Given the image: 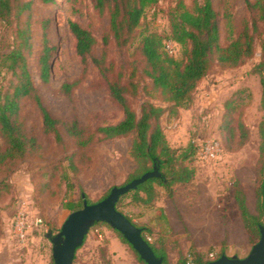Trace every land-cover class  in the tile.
Wrapping results in <instances>:
<instances>
[{
  "label": "rangeland",
  "instance_id": "1",
  "mask_svg": "<svg viewBox=\"0 0 264 264\" xmlns=\"http://www.w3.org/2000/svg\"><path fill=\"white\" fill-rule=\"evenodd\" d=\"M177 1L157 0L146 7L142 26L167 35L168 13ZM183 1L187 6L192 4V0ZM212 4L219 18L220 43L226 44L238 35L245 20L250 21L249 7L246 0H212ZM25 17L31 25V49L27 53L30 77L42 103L57 119L59 138L44 129L34 99L22 97L18 119L30 141L26 155L6 163L0 171L5 186L0 196V264H53L50 237L59 231L70 211L63 202L78 199L82 193L91 202L97 201L113 185L130 179L136 166L129 153L130 135L99 138L86 148L91 155L88 160L79 162L78 156L73 155L77 169L67 159L81 149L67 130L72 120L89 133L97 125L122 118V109L108 91V81L116 79L135 83L134 87H127V97L137 114L142 102L165 107L159 121L171 146L195 144V151L188 157L195 169L194 177L187 183H175L172 197L156 185L155 207L143 208L126 196L118 208L137 225H147L151 231L146 233L154 241L163 237V224L154 216L158 206L164 207L172 224L166 239L170 261L177 258L178 252L188 253L192 244L205 258H213L221 249L228 255L247 254L252 243L246 240L234 192L238 188L244 191L248 206L255 209L261 165L258 123L264 111L259 76L252 72V67L260 58L264 20L258 22L254 31L250 56L235 66L213 59L190 99L171 112L169 102L144 74V60L135 48L136 43L121 44L113 37L107 9L98 11L92 0H33L22 20ZM69 19L90 29L96 38L84 61L74 51ZM44 20L53 45L47 81L40 78L38 65ZM12 29L13 24L0 20V53L13 43ZM184 53V46L175 43L169 54L180 58ZM12 78L10 73L0 74V84L6 85ZM63 82L71 83L69 91L61 89ZM239 121L246 131L243 142L237 127ZM4 146L0 134V150ZM20 210L27 213L30 223L23 239L13 231ZM32 217L41 222L32 224ZM72 264L145 263L114 229L99 222L89 228Z\"/></svg>",
  "mask_w": 264,
  "mask_h": 264
},
{
  "label": "trees",
  "instance_id": "2",
  "mask_svg": "<svg viewBox=\"0 0 264 264\" xmlns=\"http://www.w3.org/2000/svg\"><path fill=\"white\" fill-rule=\"evenodd\" d=\"M39 1L49 3L54 0ZM156 1L92 0V3L100 12L108 10L109 29L119 43L126 44L133 41L136 43L135 48L144 60V74L150 78L152 86L160 91L163 99L169 102V111L172 112L175 107L190 99L192 91L206 75L213 59L222 65L235 66L253 53L254 31L257 29L258 22L264 20V0H246L251 13L250 21L245 20L238 35L226 44L220 43L219 18L212 0H192L190 6H187L183 0H178L168 13L170 29L167 35L142 26L141 19L146 7ZM32 3L33 0H0V20L8 25L13 24V43L6 51L0 53V74L10 73L13 77L8 84H0V134L5 141L4 148L0 150V171L4 170L6 163L21 158L27 153L30 139L26 136L18 119L22 97L27 96L34 99L40 110L44 129L59 138L57 119L42 103L28 68L27 53L31 49V25L29 19L25 17L22 20V16L28 14ZM41 26V48L38 55L39 76L43 81H47L50 76L53 45L48 37L47 20H44ZM68 28L73 36L74 51L84 61L94 46L96 38L90 29L76 20L69 19ZM165 39L183 45L184 56L179 58L169 54L165 48ZM259 42L260 58L253 65L252 72L259 76L260 104L264 111V38ZM128 86L134 87L135 83L132 80L127 83L117 79L108 81L109 94L123 111V116L118 121L97 125L89 133L87 129L79 127L75 120L69 123L67 130L81 149L68 155L67 159L69 165L77 169L73 155L78 156L79 162L88 160L91 155L85 150L99 138L130 135L129 153L136 163L130 179L151 170L154 165L158 166L161 175L151 176L139 183L136 188L122 194L116 202V207L119 209V202L129 196L135 204L143 208H152L155 207L158 197L156 185L162 186L166 194L172 197L175 183H187L194 177L195 169L188 161V157L195 151V144L188 143L185 147L171 146L159 121L165 107L146 101L141 103L140 113L137 114L127 97ZM70 87L69 82H63L61 85V89L65 92L69 91ZM237 127L241 135L240 142H243V136L246 135L244 124L239 121ZM258 133L261 165L255 209L252 210L248 206L244 191L238 188L234 192L239 218L249 243H254L258 239L259 226L264 225V114L258 123ZM218 141L222 146L220 140ZM64 175L67 178L66 174ZM4 187V181L1 178L0 196L4 193ZM84 199L91 202L84 194L78 199L65 200L63 206L71 211L81 207ZM157 208L158 213L154 217L160 219L163 224V237L151 241L146 233V230H151L147 225L141 227L143 237L151 245L155 254L162 257V264H201L212 259L211 257L205 258L204 253L192 244L188 253L178 252L177 258L170 261L166 239L171 232L172 224L164 207L160 205ZM125 215L135 223L131 216ZM99 222L110 226L104 221L95 223ZM111 228L117 232L121 241L131 246L138 259L146 264L122 233ZM221 253L223 249L216 252L213 258Z\"/></svg>",
  "mask_w": 264,
  "mask_h": 264
},
{
  "label": "water",
  "instance_id": "3",
  "mask_svg": "<svg viewBox=\"0 0 264 264\" xmlns=\"http://www.w3.org/2000/svg\"><path fill=\"white\" fill-rule=\"evenodd\" d=\"M157 175L161 174L158 166L154 165L151 170L145 171L140 176L123 184L113 185L103 198L90 203L84 199L81 207L69 211L59 231L50 237L53 264H72L77 247L82 244L89 228L96 221H104L122 233L146 264H162V257L155 254L151 245L143 237L142 227L133 223L116 207V202L122 194L136 188L147 178ZM82 196H84L83 193ZM259 227L258 239L252 243L244 256L228 255L223 252L201 264H264V225L261 224Z\"/></svg>",
  "mask_w": 264,
  "mask_h": 264
},
{
  "label": "built area",
  "instance_id": "4",
  "mask_svg": "<svg viewBox=\"0 0 264 264\" xmlns=\"http://www.w3.org/2000/svg\"><path fill=\"white\" fill-rule=\"evenodd\" d=\"M165 45L169 53H172L174 51L175 43L172 40L166 41ZM27 219H28L27 213L24 210H20L17 213V217L14 221V228H13L14 234L21 239L24 238L26 230L28 229V227H30V223ZM31 222L32 224H38L41 222V219L38 217H32ZM211 256H213L212 253Z\"/></svg>",
  "mask_w": 264,
  "mask_h": 264
}]
</instances>
